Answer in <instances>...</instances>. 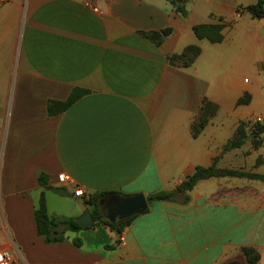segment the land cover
Masks as SVG:
<instances>
[{"label":"crops","instance_id":"1","mask_svg":"<svg viewBox=\"0 0 264 264\" xmlns=\"http://www.w3.org/2000/svg\"><path fill=\"white\" fill-rule=\"evenodd\" d=\"M239 6L186 0L182 18L167 0H0V253L9 264H247L245 247L264 264L258 180L199 181L186 195L148 204L121 234L94 225L57 244L37 235L33 215L41 195L49 215L76 219L94 194L174 191L214 162L264 176V158L257 166L242 148L224 150L240 122L264 118L256 77L264 59L255 56L264 51V19L237 14ZM220 19L228 24L221 43L193 34L194 25ZM164 29L171 33L159 46L142 35ZM191 45L201 50L195 62L172 67L167 57ZM74 88L87 93L49 117L48 102L65 101ZM245 94L249 103L237 105ZM204 98L218 109L193 138ZM41 173L61 192L40 186ZM47 193L74 205L53 209Z\"/></svg>","mask_w":264,"mask_h":264},{"label":"trees","instance_id":"2","mask_svg":"<svg viewBox=\"0 0 264 264\" xmlns=\"http://www.w3.org/2000/svg\"><path fill=\"white\" fill-rule=\"evenodd\" d=\"M167 1L173 6L175 13L182 18L187 17V10L185 7L186 0ZM236 13H247L252 19L256 20L264 19V0H256L255 4L245 7L239 6L236 8ZM227 25L228 24L220 19L216 24L194 25L192 27V32L198 40H206L211 44H218L223 41V31ZM170 33V29H164L159 32L152 31L142 33V35L156 46H159L163 39ZM200 53L201 50L199 47L191 45L184 48L180 54L168 56L167 60L172 67L187 68L195 62ZM86 93V90L74 88L65 101H49L47 105V115L51 117L64 112ZM249 101L250 96L245 94L237 101V105H247ZM217 109V106L206 98L202 100L198 113L191 125V134L193 138H196L202 132L208 121L215 116ZM251 122V120H245L239 123L232 138L224 146V150L239 149L249 140L253 148H258L264 143V121H256L253 124H251ZM221 177L248 178L264 182V176L262 175L244 171L220 169L216 167V163L214 162L210 167H196L193 173L185 177L182 183L174 191L156 192L148 195L146 200L149 205L161 201H170L176 193L186 195L199 181ZM37 182L46 190H54L57 193L61 192V190L53 189L48 185L47 176L43 173L38 176ZM105 195L106 193L104 192L94 194L85 201V204L90 208V213L96 226L104 225L111 231L121 234L136 215H133L122 222L110 223L108 220L104 219V214L99 206V202ZM33 215L37 235L42 237L46 244L61 243L66 240V233H75L83 229H88V227H81L73 218L49 215L43 195H41ZM72 242L76 247H79L81 244L79 239H75ZM241 254L247 264H256L259 261V254L253 248H242Z\"/></svg>","mask_w":264,"mask_h":264},{"label":"water","instance_id":"3","mask_svg":"<svg viewBox=\"0 0 264 264\" xmlns=\"http://www.w3.org/2000/svg\"><path fill=\"white\" fill-rule=\"evenodd\" d=\"M111 201L109 216L104 218L110 223H115V217H119L122 222L133 215H141L149 211V206L145 196L141 193L134 195H123L117 193L106 194ZM101 206V203H99ZM103 211V209H102ZM81 227H94L95 223L91 213L86 209L81 216L74 219Z\"/></svg>","mask_w":264,"mask_h":264},{"label":"rangeland","instance_id":"4","mask_svg":"<svg viewBox=\"0 0 264 264\" xmlns=\"http://www.w3.org/2000/svg\"><path fill=\"white\" fill-rule=\"evenodd\" d=\"M241 3L244 6H248V5L255 4L256 0H241ZM260 32H261L260 35H261L262 39H264V32L262 30H260ZM255 56H257L258 60L264 59V51H263V53H261L260 51H257ZM263 74H261L259 76L256 75V77H257L258 80H260L261 85H262V91L264 93V75ZM246 75H249V77L254 78V75L252 73H250V72H247ZM251 106H252L251 108L253 110H257V109H259L261 107L259 102L256 101V100H254V102L252 103ZM262 113L264 115V112H262ZM248 120H251L252 121L251 124H253L256 121L263 122L264 118H256V119H248ZM263 137H264V135H263ZM245 144L241 148L244 151V156H245L246 160L247 159H249V160L251 159L253 161L255 160V165H257V166L262 164L263 163V161H262L263 159L262 158H264V143L258 148H253L250 140L247 141ZM260 152H263L262 155H259V154H261ZM222 169H227V168H222ZM228 170H237V171H244V172L252 173L249 170H244V169H228ZM221 178H230V177H221ZM238 179L252 180V179H248V178H238ZM222 192H223V190L219 191V194H221ZM51 196L53 197V200H52ZM47 197H48L49 207H51L53 209L61 208L64 211H69L68 210L69 207L72 208V206L74 205L70 201H66V202L62 203V205H57L55 203V202H57V201H55L56 199L54 200V198H56L55 196L51 195L50 193H47ZM64 213H67V212H64Z\"/></svg>","mask_w":264,"mask_h":264},{"label":"built area","instance_id":"5","mask_svg":"<svg viewBox=\"0 0 264 264\" xmlns=\"http://www.w3.org/2000/svg\"><path fill=\"white\" fill-rule=\"evenodd\" d=\"M95 11H97L95 8H94ZM64 176L61 175L60 176V180H64ZM85 195L84 193V190L83 188L81 187H75V189L73 190V196L75 198H83ZM4 220V217H3V212H2V205H1V200H0V222H2ZM10 262V256L8 253H0V264H9Z\"/></svg>","mask_w":264,"mask_h":264},{"label":"flooded vegetation","instance_id":"6","mask_svg":"<svg viewBox=\"0 0 264 264\" xmlns=\"http://www.w3.org/2000/svg\"><path fill=\"white\" fill-rule=\"evenodd\" d=\"M111 199L110 198H108L106 195L101 199V201L99 202V203H101V210L103 209V214H104V217L106 216H109V212H110V207H111ZM118 222H120L119 221V217L118 216H116L115 217V223H118Z\"/></svg>","mask_w":264,"mask_h":264}]
</instances>
